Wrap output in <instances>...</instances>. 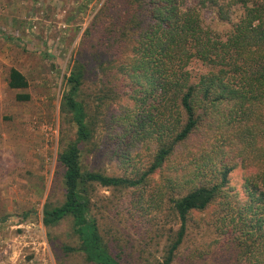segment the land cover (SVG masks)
<instances>
[{"label": "trees", "instance_id": "obj_1", "mask_svg": "<svg viewBox=\"0 0 264 264\" xmlns=\"http://www.w3.org/2000/svg\"><path fill=\"white\" fill-rule=\"evenodd\" d=\"M124 1L132 9L121 18L126 29L122 41L127 38L129 49L116 72L129 77L133 88L126 96L130 105H122L113 117L121 140L146 143V170L129 177L82 166L79 144L91 138L94 128L79 94L85 68L75 58L60 97V111L75 135L66 139L62 129L59 138L64 199L57 205L44 203L42 223L70 217L77 242L64 245L66 252H79L91 264H119L91 215L94 188L137 187L149 175L160 174L180 224L154 264H172L190 214L212 204L216 232L227 236L223 243L229 252L242 264H264V0ZM203 8L227 28L205 24ZM7 83L10 88L28 86L15 67L9 69ZM16 98L27 100L29 94ZM224 153L231 159L222 160ZM237 154L240 165L252 172L248 200L232 204L225 186Z\"/></svg>", "mask_w": 264, "mask_h": 264}, {"label": "rangeland", "instance_id": "obj_2", "mask_svg": "<svg viewBox=\"0 0 264 264\" xmlns=\"http://www.w3.org/2000/svg\"><path fill=\"white\" fill-rule=\"evenodd\" d=\"M125 4L0 0V264H91L79 252L63 249L77 242L70 217L53 225L41 220L45 202L57 205L64 199L59 138L62 129L66 139L75 135L73 124L60 111V97L75 58L85 68L79 94L94 128L91 138L79 144L82 166L129 177L146 170L150 159L146 143L121 140L113 117L122 105H130L126 96L133 88L129 77L116 72L129 49L127 38L122 41L126 29L122 30L121 18L132 9ZM201 18L217 29L227 28L210 9L203 8ZM11 67L26 76V88L8 86ZM18 93H28L29 99L18 100ZM223 157L231 159L232 154ZM234 157L226 200L241 204L248 200L252 169L240 165L238 154ZM168 195L160 174L149 175L137 187L94 188L91 215L119 264H154L162 259L167 239L180 224L169 208ZM216 215L214 204L190 214L172 264H242L223 243L227 236L216 232Z\"/></svg>", "mask_w": 264, "mask_h": 264}]
</instances>
